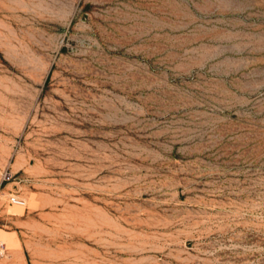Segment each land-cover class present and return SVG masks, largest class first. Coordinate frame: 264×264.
<instances>
[{
  "label": "rangeland",
  "instance_id": "rangeland-1",
  "mask_svg": "<svg viewBox=\"0 0 264 264\" xmlns=\"http://www.w3.org/2000/svg\"><path fill=\"white\" fill-rule=\"evenodd\" d=\"M0 229V264H264V0H0Z\"/></svg>",
  "mask_w": 264,
  "mask_h": 264
},
{
  "label": "bare ground",
  "instance_id": "bare-ground-1",
  "mask_svg": "<svg viewBox=\"0 0 264 264\" xmlns=\"http://www.w3.org/2000/svg\"><path fill=\"white\" fill-rule=\"evenodd\" d=\"M9 99V98H8ZM11 100V99H10ZM9 100V101H10ZM13 102V101H12ZM15 102V101H14ZM21 109V108H20ZM23 110V109H22ZM18 111V110H17ZM26 112V111H25ZM19 113V112H18ZM20 114V113H19ZM25 201V199H24ZM22 206L25 205H17V204H13L12 210L14 211V213H21L22 212ZM0 242L2 243H6V245L8 247H16L18 246V241L15 238V236L12 233L9 232H5L3 230L0 229Z\"/></svg>",
  "mask_w": 264,
  "mask_h": 264
},
{
  "label": "built area",
  "instance_id": "built-area-1",
  "mask_svg": "<svg viewBox=\"0 0 264 264\" xmlns=\"http://www.w3.org/2000/svg\"><path fill=\"white\" fill-rule=\"evenodd\" d=\"M3 177L9 178V175L6 172H4ZM8 201L11 204L25 205L24 199L15 192L8 193ZM5 255H6L5 245L2 242H0V259L3 258Z\"/></svg>",
  "mask_w": 264,
  "mask_h": 264
}]
</instances>
